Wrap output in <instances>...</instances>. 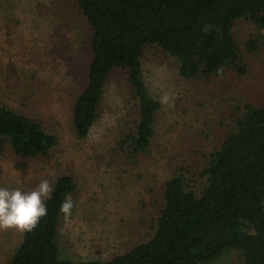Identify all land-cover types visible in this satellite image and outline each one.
Listing matches in <instances>:
<instances>
[{
    "label": "trees",
    "instance_id": "trees-1",
    "mask_svg": "<svg viewBox=\"0 0 264 264\" xmlns=\"http://www.w3.org/2000/svg\"><path fill=\"white\" fill-rule=\"evenodd\" d=\"M89 26V63L84 86L72 102V126L84 139L96 120L105 82L124 72L134 115L111 152L135 164L147 154L161 103L143 77L145 46H156L175 63L185 81L210 79L227 71L248 72L244 53H264V0H73ZM254 27L241 47L235 28ZM264 66V63H263ZM218 146L204 160L199 186L180 166L163 181L154 234L110 260L62 259L57 234L59 205L76 190L72 175L56 177L47 215L30 231L4 264H210L238 251L244 264H264V99L235 106ZM224 124V123H223ZM0 139L24 158H45L57 143L42 122L0 101Z\"/></svg>",
    "mask_w": 264,
    "mask_h": 264
},
{
    "label": "rangeland",
    "instance_id": "rangeland-1",
    "mask_svg": "<svg viewBox=\"0 0 264 264\" xmlns=\"http://www.w3.org/2000/svg\"><path fill=\"white\" fill-rule=\"evenodd\" d=\"M241 47L254 32L247 21L235 28ZM89 26L73 0H0V101L38 118L55 135L45 158L15 155L0 139V186L28 191L42 179L73 176L76 190L69 217L62 214L57 242L62 259L110 260L154 234L163 181L180 166L199 186L204 160L219 145L235 106L264 99V53H244L248 72H226L185 81L174 60L145 46L143 77L161 103L150 151L135 164L122 163L111 149L118 130L134 115L126 76L114 70L88 136L76 138L72 102L84 86ZM224 123V124H223ZM23 231L0 228V264L19 244ZM210 264H244L238 251Z\"/></svg>",
    "mask_w": 264,
    "mask_h": 264
},
{
    "label": "clouds",
    "instance_id": "clouds-1",
    "mask_svg": "<svg viewBox=\"0 0 264 264\" xmlns=\"http://www.w3.org/2000/svg\"><path fill=\"white\" fill-rule=\"evenodd\" d=\"M53 191L48 179L40 180L28 191L19 187L0 186V228L21 231L33 229L40 218L47 215L45 201L51 199ZM72 209L73 199L69 194L60 203L59 211L67 218Z\"/></svg>",
    "mask_w": 264,
    "mask_h": 264
}]
</instances>
